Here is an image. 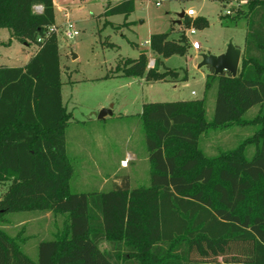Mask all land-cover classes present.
<instances>
[{
  "label": "trees",
  "instance_id": "16d2710c",
  "mask_svg": "<svg viewBox=\"0 0 264 264\" xmlns=\"http://www.w3.org/2000/svg\"><path fill=\"white\" fill-rule=\"evenodd\" d=\"M245 1L247 9L238 6L234 17L247 20L238 74L211 69L206 82L207 91L217 83L212 121L205 99L144 105L150 185L131 189L124 177L108 192L73 193L66 145L72 115L63 102L58 41L49 31L56 24L54 1L0 0V29L10 31V40L38 47L25 66H0V184H9L0 197V223L10 213L69 214L62 235L40 242L36 262L0 228V264H264V0ZM134 11L135 1L125 0L104 16ZM181 24L209 25L187 14ZM170 36L150 38L155 68L142 52L119 62L115 73L150 83L177 79L173 69L160 71L162 59L187 55L191 44L184 33ZM257 106L256 119L246 120ZM255 123L254 138L227 154L208 158L200 149L212 127ZM252 143L256 153L247 159ZM104 242L110 250L101 249Z\"/></svg>",
  "mask_w": 264,
  "mask_h": 264
},
{
  "label": "rangeland",
  "instance_id": "374dc122",
  "mask_svg": "<svg viewBox=\"0 0 264 264\" xmlns=\"http://www.w3.org/2000/svg\"><path fill=\"white\" fill-rule=\"evenodd\" d=\"M73 1V0H71ZM125 0H74L58 10L55 32L60 50L62 68V96L72 115L66 127L68 157L73 167V193L108 192L128 177L131 189L150 185L151 164L140 115L148 103L206 100L207 120L215 112L217 83L207 91L206 82L212 73L201 67L203 56H221L230 44L241 51L245 48L247 20H235L238 6L247 9L245 0H189L160 1L134 0L135 11L126 17H105L108 6ZM193 10L195 14H190ZM231 15H227V11ZM40 13L41 7H35ZM191 18H205L204 29L186 28L179 24L180 14ZM68 18H66L67 16ZM67 20L74 24L79 36H65ZM196 30L191 34V29ZM158 33H171L178 39L184 33L190 44L198 42L200 50L191 46L185 56L162 59L164 67L179 73L167 81L147 82L145 78L127 77L115 73L119 62L137 59L146 52L150 60L158 58L150 48V38ZM8 29H0V63L10 67L27 64L36 44L30 46L10 40ZM3 42V43H2ZM115 47H108V44ZM240 68V66H239ZM112 112L100 118L101 112ZM259 106L252 108L246 120H255ZM259 124L231 125L210 128L200 139V149L208 158L220 157L254 138ZM256 147L247 145L244 155L254 157ZM9 184H0V197ZM69 214L49 212L10 213L0 223L11 238H16L25 254L38 260V245L64 233ZM103 251L111 249L109 242L101 244ZM223 258L220 257L219 260Z\"/></svg>",
  "mask_w": 264,
  "mask_h": 264
},
{
  "label": "water",
  "instance_id": "95a60500",
  "mask_svg": "<svg viewBox=\"0 0 264 264\" xmlns=\"http://www.w3.org/2000/svg\"><path fill=\"white\" fill-rule=\"evenodd\" d=\"M186 13L180 14L179 24L182 23V19L184 18ZM242 57V51L232 44L229 45L228 50L225 54L221 56H211L205 55L203 56V61L201 63V67L208 66L214 70L216 75H222L224 73H229L233 77H236L238 74L240 62ZM112 111L109 109H104L101 112L100 118H104V116Z\"/></svg>",
  "mask_w": 264,
  "mask_h": 264
},
{
  "label": "built area",
  "instance_id": "2783aa9c",
  "mask_svg": "<svg viewBox=\"0 0 264 264\" xmlns=\"http://www.w3.org/2000/svg\"><path fill=\"white\" fill-rule=\"evenodd\" d=\"M157 5H160V2H158ZM41 11H42V8H41ZM190 14H195V12L193 10H191ZM231 14H232V12L230 10L227 11V15H231ZM49 31L51 33H55L56 31H58L57 26L51 27ZM190 32H191V34H195L196 30L194 28H192ZM65 36L67 38H75V37L79 36V31L76 30L74 24L69 22L68 20L66 22ZM42 40H43L42 38L39 39L40 42ZM191 46L193 47L194 50H200L201 49V45L198 42H193L191 44ZM154 66H155V60H150L149 68H153Z\"/></svg>",
  "mask_w": 264,
  "mask_h": 264
},
{
  "label": "crops",
  "instance_id": "0c3cea01",
  "mask_svg": "<svg viewBox=\"0 0 264 264\" xmlns=\"http://www.w3.org/2000/svg\"><path fill=\"white\" fill-rule=\"evenodd\" d=\"M54 1V6H55V20H56V18H57V13H58V10H60V9H64L65 8V3H72L73 1H71V0H53ZM121 3V2H120ZM119 4V3H118ZM66 16H67V14H66ZM66 18H68V16L66 17ZM55 26H57V23L55 24ZM3 43V42H2ZM37 51H38V49L34 52V54H33V56L37 53ZM243 51H244V49H243ZM243 51H242V54H243ZM32 58V57H31ZM26 64H24V65H21V66H16V67H23V66H25ZM0 66H8V65H6V64H3V63H0ZM10 67V66H9ZM117 185H119V184H117Z\"/></svg>",
  "mask_w": 264,
  "mask_h": 264
}]
</instances>
